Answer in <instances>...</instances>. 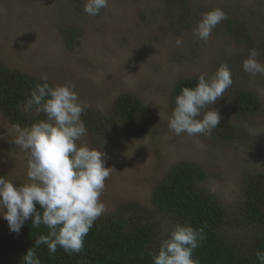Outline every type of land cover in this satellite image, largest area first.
I'll return each instance as SVG.
<instances>
[{"label": "rangeland", "instance_id": "1", "mask_svg": "<svg viewBox=\"0 0 264 264\" xmlns=\"http://www.w3.org/2000/svg\"><path fill=\"white\" fill-rule=\"evenodd\" d=\"M190 20L178 22L177 10L163 0H108L99 15L84 12L86 0H0V61L37 78L46 75L54 84L72 83L89 109L106 113L97 133L86 131L78 143H87L106 154L110 177L100 197L103 215L127 203H138L149 212L163 235L171 228L166 215L150 202V192L170 166L180 160L195 162L205 177L200 187L227 211L236 209L240 182L248 174H264V74L246 73L242 62L256 48L264 63V0H188ZM221 8L228 16L207 41L193 30L203 13ZM233 21L250 36L237 42L226 33ZM65 27L80 33L71 48L61 37ZM177 37L183 39L177 47ZM226 63L232 86L211 107L220 123H235L245 140L223 141L205 135L177 136L168 127L172 114L170 96L175 83L201 73L213 75ZM247 89L262 103L259 112L236 118L227 106L233 89ZM124 92L135 94L150 117L139 138L130 137L108 111L114 98ZM243 119V120H242ZM112 120V119H111ZM13 125L0 115V176L15 186L27 177V154L14 143ZM0 216V236L9 234Z\"/></svg>", "mask_w": 264, "mask_h": 264}, {"label": "trees", "instance_id": "2", "mask_svg": "<svg viewBox=\"0 0 264 264\" xmlns=\"http://www.w3.org/2000/svg\"><path fill=\"white\" fill-rule=\"evenodd\" d=\"M163 1L171 10H177L179 23L188 24L191 18L188 0ZM225 27L226 33L235 41L249 42L250 36L238 23L228 21ZM79 33L75 27L61 30L67 48L74 45ZM260 46L258 48L264 57V43ZM197 78L188 76L175 83L170 96L171 111L181 89L195 87ZM41 83V78L0 61V115L11 125L19 124L21 127H30L45 119V114L37 112L36 106L31 112L23 110L31 90ZM227 106L236 118H244L259 112L262 103L251 91L236 88L228 95ZM109 114L111 126L116 123L134 138L142 136L143 124L150 117L144 102L129 92L114 98ZM105 116V112L99 113L88 108L81 119L88 131L97 133L100 125L104 124L100 118ZM212 138L230 142L245 140L246 135L235 123H221L212 130ZM204 177L200 165L180 160L170 166L154 185L150 202L157 212L166 215L171 222V228L165 235L156 222L149 220V212L138 203H127L95 221L79 253H66L58 247L55 254L50 255L46 245L37 247L36 253L41 264H153L152 255L158 251L161 240L168 236L176 223L189 224L194 229L206 225L204 239L193 252V259H198L199 264H259L255 252L264 251V174H248L242 178L238 206L232 212L200 187ZM39 207L37 204V210ZM47 232L48 229L43 225L33 227L29 218L19 234L10 232L1 235L0 264H23V255L29 248L35 247L36 238Z\"/></svg>", "mask_w": 264, "mask_h": 264}, {"label": "clouds", "instance_id": "3", "mask_svg": "<svg viewBox=\"0 0 264 264\" xmlns=\"http://www.w3.org/2000/svg\"><path fill=\"white\" fill-rule=\"evenodd\" d=\"M107 6L108 0H86L84 12L96 16ZM227 19L221 8L211 9L202 14L193 35L207 41L213 29ZM183 43L182 38H176L177 47ZM259 55L256 48L249 50L242 62L246 73L264 74ZM41 80L43 83L37 84L26 98L23 110L31 112L36 106V111L43 112L46 118L30 127L13 125L14 143L27 154V179L15 186L14 180L0 176V216L7 221L9 230L19 234L29 218L33 227L43 225L48 229L23 255V264H41L36 248L42 244L50 255L58 247L66 253L82 251L85 236L106 211L100 197L112 170L106 166L103 151L78 143L86 135L81 116L89 105L80 100L75 85H50L46 75ZM232 83L226 63L211 76L199 74L195 87H183L175 97L169 129L177 136H210L221 120L218 110L211 106ZM205 227L194 229L189 224L176 223L152 255L153 264H199L193 252L204 239ZM255 257L264 264V251L257 250Z\"/></svg>", "mask_w": 264, "mask_h": 264}]
</instances>
